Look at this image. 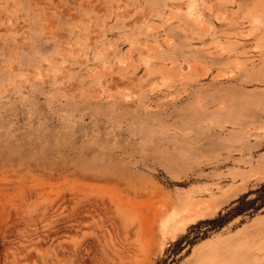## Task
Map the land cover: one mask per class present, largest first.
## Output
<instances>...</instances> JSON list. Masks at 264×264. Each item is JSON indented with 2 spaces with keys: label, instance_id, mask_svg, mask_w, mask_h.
<instances>
[{
  "label": "rangeland",
  "instance_id": "rangeland-1",
  "mask_svg": "<svg viewBox=\"0 0 264 264\" xmlns=\"http://www.w3.org/2000/svg\"><path fill=\"white\" fill-rule=\"evenodd\" d=\"M262 183L264 0H0V264H264Z\"/></svg>",
  "mask_w": 264,
  "mask_h": 264
},
{
  "label": "bare ground",
  "instance_id": "bare-ground-1",
  "mask_svg": "<svg viewBox=\"0 0 264 264\" xmlns=\"http://www.w3.org/2000/svg\"><path fill=\"white\" fill-rule=\"evenodd\" d=\"M228 190L229 189L225 188V189L221 190L222 193H220V191H219V194L211 193L210 197H207L204 199H201L202 197L201 198L196 197V200L191 201V202H187V203H185L184 201H181V202L174 201L173 203H179L180 204V205H177L178 207H174V208H172V204H170L169 202H165L161 207H158L159 210H158L157 216L159 217V216H162L163 214H167L168 217L163 219L161 222H158L159 218L158 219L157 218L154 219L155 217L153 218L154 221L152 222L151 226L149 224V226H150V231H149L150 237L152 238V237H157L158 235H161V237H162L161 247L164 248L166 246V240L168 238L175 239L177 234L180 231H182L183 229H185L191 222H194L195 220L199 219L200 217L206 216L207 214H209L210 212H212L216 208H218V206L221 205L220 203L224 202L225 199L228 197V194H227ZM187 197L192 198L193 195L190 194ZM203 197H205V196H203ZM263 240H264V238H262V241ZM222 241H223V239H217L216 241H214L215 247L221 246ZM258 243H260V242H258ZM256 248H257V246H256ZM258 249H262V248L259 247ZM215 250H217V249H215ZM253 254H254V252H253ZM238 260H239V258H238ZM240 260H242V259H240ZM243 260H245V259H243ZM255 260H257V257L255 258ZM256 263H258V262H256ZM241 264H244V263H241Z\"/></svg>",
  "mask_w": 264,
  "mask_h": 264
},
{
  "label": "trees",
  "instance_id": "trees-1",
  "mask_svg": "<svg viewBox=\"0 0 264 264\" xmlns=\"http://www.w3.org/2000/svg\"><path fill=\"white\" fill-rule=\"evenodd\" d=\"M255 191L261 193L260 196L248 198L249 194L245 193L235 200L237 204L229 211L224 214L220 213L218 216L212 218L203 219L201 220V223H213L214 227H220L235 216L242 214L252 208L256 209L259 207V205H264V183H262L261 186Z\"/></svg>",
  "mask_w": 264,
  "mask_h": 264
}]
</instances>
